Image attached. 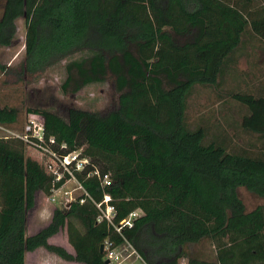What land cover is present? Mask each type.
Here are the masks:
<instances>
[{
  "label": "trees",
  "instance_id": "obj_1",
  "mask_svg": "<svg viewBox=\"0 0 264 264\" xmlns=\"http://www.w3.org/2000/svg\"><path fill=\"white\" fill-rule=\"evenodd\" d=\"M20 19V81L93 50L65 67L61 91L73 96L111 81L116 101L105 112L70 105L65 119L27 110L42 118L46 138L65 145L62 154L80 151L89 161L75 177L93 200L54 208L46 227L30 236L28 212L53 181L26 157L22 141L0 137V264H25L26 253L38 249L66 262L105 264L104 241L111 249L128 243L144 264H264V203L247 212L238 196L243 188L264 201V95L235 83L244 33L264 44V0H3L0 49L12 45ZM229 78L235 86L221 90ZM198 89L239 105V128L263 142L256 152L252 144L234 150L214 119L190 121ZM18 116L17 108L0 106V128L9 130ZM92 169L111 185L88 177ZM104 194L116 212L114 225L139 212L131 227L117 233L97 222L94 203ZM64 228L74 255L49 243ZM204 240L214 247L213 262L187 250Z\"/></svg>",
  "mask_w": 264,
  "mask_h": 264
},
{
  "label": "rangeland",
  "instance_id": "obj_2",
  "mask_svg": "<svg viewBox=\"0 0 264 264\" xmlns=\"http://www.w3.org/2000/svg\"><path fill=\"white\" fill-rule=\"evenodd\" d=\"M2 2L3 0H0V6ZM16 25V37L12 45L8 48L0 49V65L5 68L4 71L0 70V106L7 105L17 108L19 116L17 124L8 128L9 130L0 128V137L9 136L8 132L11 131L21 133L28 116V109L50 111L65 119L66 108L70 105L83 110L105 112L115 104L116 95L111 81L89 84L73 96H65L61 91V85L66 77L65 67L71 62H78L93 56L95 53L93 50L77 51L47 68L42 74L35 77H23L20 81L18 73L24 59V20H18ZM248 33L245 32L243 38L246 39L249 35ZM240 66L244 72L249 71V66L245 63H241L239 68ZM231 81V78L227 79L226 86L221 90L225 91L234 87L235 85ZM235 83H237V79H235ZM189 107L192 112L190 121L196 117L204 116L212 123H215L214 119L216 122L222 124L228 135L231 136L232 148L234 150L247 148L249 144H252L256 146L255 149H252L253 152H256L263 144L256 136L245 133L239 128L238 124L240 122V115H242V109L229 98H224L223 100L217 99V93L214 91L198 89L197 93L190 100ZM225 122L232 123L233 125H227ZM214 127L213 125L210 135L216 132L214 131ZM25 155L42 167V160L38 152L25 148ZM238 196L247 212L264 203L262 199L248 193L243 188L238 189ZM35 200L34 208L27 215L26 236L33 235L46 227L50 221L53 209L63 207L60 205V202L56 204L51 203L49 195L44 193H37ZM50 242L65 248L69 252L73 250L68 244L65 228L52 237ZM120 250L121 252L125 251L126 247L123 246ZM187 250L190 255L213 262L214 247L207 240L191 245ZM122 255L124 256V254ZM51 256L54 257V255ZM129 262L143 264L134 255L129 256Z\"/></svg>",
  "mask_w": 264,
  "mask_h": 264
},
{
  "label": "built area",
  "instance_id": "obj_3",
  "mask_svg": "<svg viewBox=\"0 0 264 264\" xmlns=\"http://www.w3.org/2000/svg\"><path fill=\"white\" fill-rule=\"evenodd\" d=\"M8 133L9 136L22 141L25 148L35 150L39 153L42 160V168L53 181V186L49 193L51 203L56 204L60 202L63 208H68L72 202L76 201L79 204H83L86 200L93 202L89 194L75 177L76 172L84 171L87 168L89 161L81 157L80 151L62 154L60 151L65 149V145L61 144L56 147V142L53 138L45 137L43 120L39 115L28 114L21 133L13 131ZM86 175L88 177L96 176L102 187L111 185L109 176L100 173L97 169L89 170ZM58 182H61V185L55 187V184ZM94 205L98 211L97 222H106L117 233H120L124 227H131L133 220L139 215L138 211L132 212L125 219L121 220L118 225H114L113 222L116 212L111 204L110 196L104 194L103 199L99 203H94ZM123 245L126 247V250L121 252L118 251L119 247L111 249V244L108 241H104V259L108 261V264H133L129 262L130 255H134L136 259L141 261L140 257L128 243H124ZM178 264H186V262L181 260Z\"/></svg>",
  "mask_w": 264,
  "mask_h": 264
},
{
  "label": "crops",
  "instance_id": "obj_4",
  "mask_svg": "<svg viewBox=\"0 0 264 264\" xmlns=\"http://www.w3.org/2000/svg\"><path fill=\"white\" fill-rule=\"evenodd\" d=\"M254 34L242 37V43L235 53V79L237 86L243 90H248L255 95H264V44ZM245 63L249 66V71L244 72L239 65ZM52 239V238H51ZM49 243L53 244L50 242ZM118 251H121L120 248ZM65 249V248H64ZM66 250V249H65ZM68 253L74 255L73 250ZM30 256V257H29ZM25 264H79L76 262H66L58 257H53L42 249L28 252L25 255Z\"/></svg>",
  "mask_w": 264,
  "mask_h": 264
},
{
  "label": "water",
  "instance_id": "obj_5",
  "mask_svg": "<svg viewBox=\"0 0 264 264\" xmlns=\"http://www.w3.org/2000/svg\"><path fill=\"white\" fill-rule=\"evenodd\" d=\"M99 251H100V253H102L103 252V245H101L100 246V248H99ZM105 264H108V261L107 260H105V262H104Z\"/></svg>",
  "mask_w": 264,
  "mask_h": 264
}]
</instances>
